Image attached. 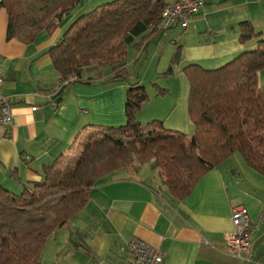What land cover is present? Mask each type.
Masks as SVG:
<instances>
[{
    "label": "crops",
    "instance_id": "0c3cea01",
    "mask_svg": "<svg viewBox=\"0 0 264 264\" xmlns=\"http://www.w3.org/2000/svg\"><path fill=\"white\" fill-rule=\"evenodd\" d=\"M105 1L80 0L31 42L8 35V13L0 6L2 90L13 116L10 125L0 124V185L12 193L40 181L42 167L75 150L85 129L124 123L131 82L148 96L138 112L141 123L160 120L168 130L192 134L183 68L217 69L256 48L258 36L240 40L241 23L264 38V0H204L185 27L160 28L127 46V81H107L113 71L96 67L81 81L60 84L49 49L76 16ZM259 84L264 86V72ZM161 179L159 168L149 163L136 173L120 168L103 177L90 188L85 207L47 238L42 263L121 264L128 242L139 238L164 251L162 264H264V176L240 154L206 171L181 201L164 193ZM236 205L247 208L252 223L249 260L226 249Z\"/></svg>",
    "mask_w": 264,
    "mask_h": 264
},
{
    "label": "trees",
    "instance_id": "16d2710c",
    "mask_svg": "<svg viewBox=\"0 0 264 264\" xmlns=\"http://www.w3.org/2000/svg\"><path fill=\"white\" fill-rule=\"evenodd\" d=\"M79 2L0 0V6L8 13V35L31 42ZM167 3L109 0L80 13L49 49L59 83L81 81L96 67L113 71L107 81H127V46L162 28L161 13ZM239 32L241 41L258 36L256 48L217 69L196 64L183 68L190 86L192 134L168 130L160 120H136L148 96L143 86L131 82L124 123L85 129L75 150L44 165L42 179L21 192L0 185V264H43L41 254L50 234L66 227L85 207L90 188L117 169L136 173L146 163L159 168L163 191L175 201L186 198L206 171L234 153L264 176V86L259 84L264 38L247 23H241ZM179 59L177 51L171 65Z\"/></svg>",
    "mask_w": 264,
    "mask_h": 264
},
{
    "label": "built area",
    "instance_id": "2783aa9c",
    "mask_svg": "<svg viewBox=\"0 0 264 264\" xmlns=\"http://www.w3.org/2000/svg\"><path fill=\"white\" fill-rule=\"evenodd\" d=\"M204 0H179L167 3L161 13V27L166 29L175 24L185 27L192 15L203 6ZM72 81L71 79L67 80ZM4 76L0 73V124L12 122L11 106L3 94ZM232 230L225 236L227 252L242 260L250 259L251 219L246 207L233 206L231 209ZM127 259L121 264H162L164 251L139 238L131 239L126 246Z\"/></svg>",
    "mask_w": 264,
    "mask_h": 264
},
{
    "label": "rangeland",
    "instance_id": "374dc122",
    "mask_svg": "<svg viewBox=\"0 0 264 264\" xmlns=\"http://www.w3.org/2000/svg\"><path fill=\"white\" fill-rule=\"evenodd\" d=\"M253 49H254V48H253ZM162 62H163V60H162ZM171 72H172V71H171ZM171 72H170V73H171ZM158 86L161 87L160 85H158ZM160 89H161V88H160ZM144 103H145V102H144ZM144 103H143V104H144ZM143 104H142V105H143ZM141 107H142V106H141ZM141 107H140V108H141ZM140 108H139L138 111L136 112V120H138V121H139L138 112L140 111Z\"/></svg>",
    "mask_w": 264,
    "mask_h": 264
}]
</instances>
